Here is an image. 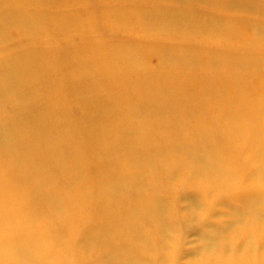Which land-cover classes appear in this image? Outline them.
I'll list each match as a JSON object with an SVG mask.
<instances>
[{
  "label": "rangeland",
  "instance_id": "rangeland-1",
  "mask_svg": "<svg viewBox=\"0 0 264 264\" xmlns=\"http://www.w3.org/2000/svg\"><path fill=\"white\" fill-rule=\"evenodd\" d=\"M263 119L264 0H0V218L24 221L0 240L39 264H264V185L241 191Z\"/></svg>",
  "mask_w": 264,
  "mask_h": 264
},
{
  "label": "bare ground",
  "instance_id": "bare-ground-1",
  "mask_svg": "<svg viewBox=\"0 0 264 264\" xmlns=\"http://www.w3.org/2000/svg\"><path fill=\"white\" fill-rule=\"evenodd\" d=\"M242 125H244L243 122L240 123V126H242ZM36 129H37L36 137L38 139H40L41 138L40 134L43 133V126L41 128L39 127L40 130L38 128H36ZM260 133H261V136H262V141L264 142V119L260 123ZM50 140H52V141H50ZM54 140H56V139H54V138L49 139V141L52 142V143H53ZM217 151L220 152V148H217ZM217 154H218V156H213L211 154L204 155L201 158V162L203 164L208 162L207 167L211 166V164L214 162V160H215V163L213 164V166H219L221 164H224V165L229 164V160L226 159V158H228L227 156L220 155L218 152H217ZM21 156L23 157L22 154H21ZM182 156L185 159H188V157H189L188 147L184 148V153L182 154ZM20 161H21L22 164H30L28 158H25V157H23L22 160H20ZM247 163H248V166H252L251 170L253 171V175L250 178L249 182H247V181H243L242 182L241 191H245V190L251 191V186L255 182H260V183H262V185H264V144L262 145L261 149L259 151H257L255 153V155L252 156V159H250V161L247 162ZM226 169H229V167H226ZM205 173H210V171L207 170V169L204 170L199 175V178H202ZM40 175H42V174H40ZM43 176H46V174H43ZM231 176L232 177H238V175H236V176L231 175ZM46 177L48 179H50V176H46ZM117 183H118V180L116 179L114 184L117 185ZM240 194H243V193H240ZM262 196H264V192H263ZM252 197H253L252 199H257L255 194L252 195ZM262 198H264V197H262ZM255 202L256 201H254V202L252 201L247 206L250 209L253 208V209L256 210V208L258 206L257 205L258 202H256V203ZM258 204H260V203H258ZM57 206L59 207L58 204H57ZM133 210H134V212H136L137 210L144 211V209L141 208V207H135V208H133ZM5 219L6 220H4L3 218H0V233L2 231L1 230L2 227L7 226V225H9L12 222L16 223V224L18 222H19V224L24 223L23 218L13 219V218H10V217H6ZM31 222L34 224L35 222L38 223L39 221H35L34 219H32ZM17 226H18V224H17ZM21 236H24V235H21ZM13 239H17V240L16 241H11L10 243L8 242L9 240H0V264H39L38 262H36L35 255L31 251L32 250L31 246L29 245V247H26L27 242H29L31 245H36L35 241H33V240L30 241L29 240L25 244L21 245V244H19V238H13ZM16 242H17V244H15Z\"/></svg>",
  "mask_w": 264,
  "mask_h": 264
}]
</instances>
